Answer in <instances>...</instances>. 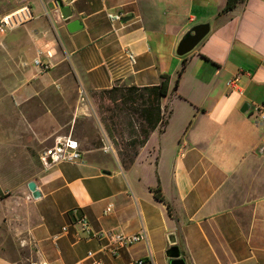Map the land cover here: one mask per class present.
Masks as SVG:
<instances>
[{"label": "crops", "instance_id": "1", "mask_svg": "<svg viewBox=\"0 0 264 264\" xmlns=\"http://www.w3.org/2000/svg\"><path fill=\"white\" fill-rule=\"evenodd\" d=\"M63 1L82 30L69 31L58 0H0V19L31 9L33 18L19 26L17 40H28L36 57L42 51L52 69L70 61L71 70L51 78L57 83L73 75L91 91L104 123V148L84 147L71 136L81 159L45 164L30 180L39 199L24 185L12 218H5L8 229H0V264H168L172 233L187 264H264V118L256 108L264 104V0H246L226 14L206 0L196 8L187 0L185 9L178 0H164L171 20L165 24L156 0ZM108 13H123V21L112 24ZM205 20L209 36L189 55L177 56L181 34ZM164 77L163 122L146 136L143 88ZM82 115L93 119L88 104H81ZM107 144L118 145L117 163ZM157 187L172 216L155 199ZM76 208L95 232L144 233L147 240L112 256L105 250L112 248L108 237L89 239L81 231Z\"/></svg>", "mask_w": 264, "mask_h": 264}, {"label": "rangeland", "instance_id": "2", "mask_svg": "<svg viewBox=\"0 0 264 264\" xmlns=\"http://www.w3.org/2000/svg\"><path fill=\"white\" fill-rule=\"evenodd\" d=\"M156 1L163 24L168 23L171 21L167 15L168 4L164 0ZM178 1L179 8L189 7L187 0ZM212 2L225 9L227 0H206V6ZM199 3L195 0L193 6L196 8ZM22 30L23 27H19L0 33L5 34L0 35V196L4 197L0 198V229L6 230L5 218H12L13 204L20 201L24 185L39 177L45 167L42 157L58 140L73 136L82 141L84 147L104 148L103 135L106 134L104 123L100 125L97 120L100 110L97 111L90 101L91 91L80 82L88 94L84 92L73 75L57 83L51 78L53 73L64 68L71 70L69 60L59 63L43 78L35 79L38 72L34 64L36 52L28 40H17ZM56 38L60 42L61 36L56 34ZM41 59L44 61L46 57ZM175 86L176 83L173 88ZM82 103L89 105L92 120L77 116ZM93 120L96 129L91 123ZM95 130L99 132L98 137ZM110 145L112 150L108 154L117 163L118 145ZM127 145L130 146L122 144V148L125 150Z\"/></svg>", "mask_w": 264, "mask_h": 264}, {"label": "built area", "instance_id": "3", "mask_svg": "<svg viewBox=\"0 0 264 264\" xmlns=\"http://www.w3.org/2000/svg\"><path fill=\"white\" fill-rule=\"evenodd\" d=\"M108 19L112 24L121 23L124 18L123 13H108ZM33 18V14L31 9L26 6L23 7L13 13H10L0 19V33H5L6 30H13L26 22L30 21ZM43 55L42 51H38V56L34 60L35 66L38 68L37 74L34 76L35 79L40 78L43 74L48 73L52 69L51 63H44L41 59ZM129 60L134 63L135 56L134 54L129 55ZM237 78L232 80L229 85H235ZM262 118H264V104L260 106H256ZM60 146V147H59ZM112 150V146L107 144L106 151ZM82 153L80 151V145L77 140L73 139L71 136L65 138L63 140L57 141L56 145L49 149L45 155L42 157V161L44 164H48L52 161H76L81 159ZM112 206L107 208V212H110ZM73 214L76 216L74 220L75 223L79 224L81 227V231L89 238L100 240L102 238L108 237L112 242V248H105V250L109 251L112 256H117L121 249L133 245L135 243L147 240V237L144 233L127 236L122 234H113L109 232H95L89 222V219L85 213L76 208L73 210ZM66 230V228H64ZM95 264H100L98 261ZM136 264H144V261L140 260Z\"/></svg>", "mask_w": 264, "mask_h": 264}, {"label": "water", "instance_id": "4", "mask_svg": "<svg viewBox=\"0 0 264 264\" xmlns=\"http://www.w3.org/2000/svg\"><path fill=\"white\" fill-rule=\"evenodd\" d=\"M58 6L62 14V18L66 21L68 29L71 33L78 32L84 28V24L80 19L71 20L73 13L68 6H65L63 0H58ZM211 30L212 26L210 20L197 22L189 26L178 39L176 55L179 57H185L192 53L209 36ZM246 111V109L243 110L244 113H246ZM27 187L33 199H39L42 196V193L38 189L35 181L28 182ZM169 240L171 246L166 251L168 264H187V260L183 256L182 250L177 243L176 234H170Z\"/></svg>", "mask_w": 264, "mask_h": 264}, {"label": "trees", "instance_id": "5", "mask_svg": "<svg viewBox=\"0 0 264 264\" xmlns=\"http://www.w3.org/2000/svg\"><path fill=\"white\" fill-rule=\"evenodd\" d=\"M246 0H227L225 9L223 10V14L229 13L236 9L239 5L244 4ZM186 68V60L183 61V67L179 73V78L181 77L182 73ZM178 86V80L176 82V88ZM136 88H130L128 92H133ZM143 91L146 92L148 95L147 105L148 108H145L144 111L141 113V117L144 118L145 122L147 123V129L144 130V134L148 136V133L155 129V127L163 122L161 117V99L166 97L169 92V81L167 77H164L161 83L157 86L143 88ZM144 102V101H143ZM135 151L131 150L130 155H134ZM154 197L157 201L164 203L167 206L169 214L172 216V207L169 203L165 200V197L159 187L153 190ZM1 199H4L3 196H0ZM74 220L76 216L73 215Z\"/></svg>", "mask_w": 264, "mask_h": 264}]
</instances>
